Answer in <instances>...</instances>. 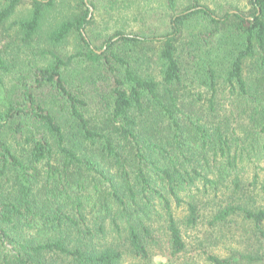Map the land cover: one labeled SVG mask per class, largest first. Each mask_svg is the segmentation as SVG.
Listing matches in <instances>:
<instances>
[{"label": "trees", "instance_id": "16d2710c", "mask_svg": "<svg viewBox=\"0 0 264 264\" xmlns=\"http://www.w3.org/2000/svg\"><path fill=\"white\" fill-rule=\"evenodd\" d=\"M159 3L100 38L77 0L7 85L55 0H0V264H264L210 250L264 247V0Z\"/></svg>", "mask_w": 264, "mask_h": 264}, {"label": "rangeland", "instance_id": "374dc122", "mask_svg": "<svg viewBox=\"0 0 264 264\" xmlns=\"http://www.w3.org/2000/svg\"><path fill=\"white\" fill-rule=\"evenodd\" d=\"M77 0H55V4L53 9L48 11L45 15V18L42 22V25L40 27V30L38 32V36L34 39L33 47L28 50H21L19 47V43L14 42L10 43V47L14 48L16 51H14L12 54L9 53V68H10V74L6 77L7 85L10 84V79L13 78L15 75L19 73V71H22L24 68V57H29V53L36 48L44 47L46 45V36L48 32L55 27L59 22L62 20H65L67 18H70L74 13V6ZM228 4L231 6H237L240 9H243L246 5V0H227ZM131 3V4H130ZM184 3V0H179V5L181 6ZM87 6L90 7L88 2L86 1ZM128 4V5H127ZM127 4H117L116 10L117 11L113 14L114 16L107 17L104 15V12L101 11H94L92 8V11L90 12L89 17H93V23L90 28H87L86 32L88 35H94L95 37H106L107 35L112 34L116 29H119L120 27H123L126 29L127 32L132 31H140L142 29V23L140 21V14L147 15L148 13L151 14L153 12L159 13V9H162V4L159 3V0H130ZM130 4V5H129ZM28 6L25 5L23 7H20L17 9L15 15L12 17L13 19H21L27 15ZM123 11V12H122ZM121 12V13H120ZM152 22V21H151ZM76 45V39L74 36H70L62 45L60 48V51L62 53H71L73 52ZM20 51V52H19ZM12 57V58H10ZM32 61V58H29ZM29 61V60H28ZM206 226V225H205ZM204 229V228H203ZM203 229L201 231H203ZM246 232L244 233L242 229L235 230L234 227H232L231 233H236L235 237L241 236L237 241L226 243L224 245L220 244L217 247H214L210 249L213 250L215 253L220 255H227L229 250H238V251H245L246 253H264V247L262 244H259L258 241L255 240V238L252 235L251 228H246ZM214 237L217 236V233L215 231H211ZM244 233V234H243ZM199 235V238H202L201 233H196ZM247 239V242L245 244V240ZM188 243L191 245H195L194 238H189ZM204 246H207V241L203 239ZM191 247V246H190ZM193 253H190L187 255V259L190 261V259L193 257ZM197 263V262H196ZM151 264H170L166 261L163 257H155Z\"/></svg>", "mask_w": 264, "mask_h": 264}, {"label": "water", "instance_id": "95a60500", "mask_svg": "<svg viewBox=\"0 0 264 264\" xmlns=\"http://www.w3.org/2000/svg\"><path fill=\"white\" fill-rule=\"evenodd\" d=\"M85 2H86V0H84ZM89 7V6H88ZM89 11L91 12L92 11V8L91 7H89Z\"/></svg>", "mask_w": 264, "mask_h": 264}]
</instances>
